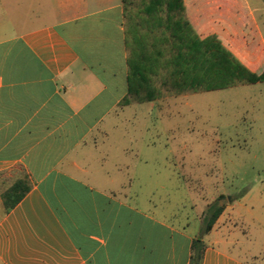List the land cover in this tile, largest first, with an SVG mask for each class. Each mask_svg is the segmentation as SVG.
Here are the masks:
<instances>
[{
    "label": "crops",
    "instance_id": "0c3cea01",
    "mask_svg": "<svg viewBox=\"0 0 264 264\" xmlns=\"http://www.w3.org/2000/svg\"><path fill=\"white\" fill-rule=\"evenodd\" d=\"M185 4L196 28L218 20L244 50L264 51V0ZM128 76L123 0H0L1 264L191 263L200 234L181 175L146 171L148 127H134L145 133L135 143L133 127H117L143 103L122 104ZM20 180L29 190L8 209ZM157 181H176L175 193ZM228 208L202 264H264L238 253Z\"/></svg>",
    "mask_w": 264,
    "mask_h": 264
},
{
    "label": "rangeland",
    "instance_id": "374dc122",
    "mask_svg": "<svg viewBox=\"0 0 264 264\" xmlns=\"http://www.w3.org/2000/svg\"><path fill=\"white\" fill-rule=\"evenodd\" d=\"M118 124L133 127V143L134 137L145 134L134 127H148L149 142L155 143L146 149V171L181 175L178 184L187 189L199 234L204 229L201 212L223 194L222 204L234 207L228 213L238 224V253L263 263L264 82L166 93L155 106L150 102L127 106ZM157 183L175 193L176 181ZM155 195L157 199L162 195L158 186ZM3 214L0 209V218Z\"/></svg>",
    "mask_w": 264,
    "mask_h": 264
},
{
    "label": "trees",
    "instance_id": "16d2710c",
    "mask_svg": "<svg viewBox=\"0 0 264 264\" xmlns=\"http://www.w3.org/2000/svg\"><path fill=\"white\" fill-rule=\"evenodd\" d=\"M129 94L122 104L150 102L166 93L210 91L264 82V51L244 50L220 21L196 28L185 0H123ZM29 190L17 181L4 195L13 208ZM224 195L209 204L204 229L192 243L191 263L202 264L205 234L225 209Z\"/></svg>",
    "mask_w": 264,
    "mask_h": 264
}]
</instances>
